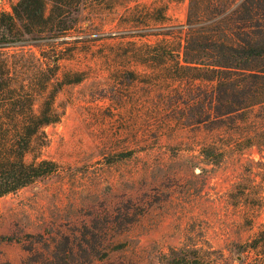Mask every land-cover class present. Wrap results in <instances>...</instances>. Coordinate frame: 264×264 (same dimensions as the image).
<instances>
[{"label":"rangeland","instance_id":"374dc122","mask_svg":"<svg viewBox=\"0 0 264 264\" xmlns=\"http://www.w3.org/2000/svg\"><path fill=\"white\" fill-rule=\"evenodd\" d=\"M16 1L0 0V11ZM163 1L184 31L190 0ZM155 2L83 0L78 30L50 39L67 48L86 40L64 61L86 77L58 92L62 117L45 127L42 155L59 169L0 196V264H162L163 252L184 243L242 264L237 246L264 227V103L188 124L189 85L159 79L170 68L137 64L128 52L135 34L157 29L131 21V9ZM10 36L0 29V46L10 44L0 60L20 51L30 63L47 42ZM250 259L264 264L255 252Z\"/></svg>","mask_w":264,"mask_h":264},{"label":"trees","instance_id":"16d2710c","mask_svg":"<svg viewBox=\"0 0 264 264\" xmlns=\"http://www.w3.org/2000/svg\"><path fill=\"white\" fill-rule=\"evenodd\" d=\"M82 3L83 0H17L11 11H0V29L11 35L8 43L19 40L24 33H36L47 40L38 53H28L30 63L21 61L25 53L20 51L1 52L0 196L59 169L56 160L42 155L48 141L45 127L62 117L56 104L58 92L67 83L86 77L80 68L64 69V61L81 52L86 40L76 38L67 48L62 46L64 40L50 39L78 30L75 11ZM129 14L131 21L154 23L157 27L150 34H135L138 39L129 40L133 48L128 52L133 53L136 63L170 68L172 73L159 79L189 85L185 103L191 111V122L186 123L206 124L223 113H242L264 103V0H190L184 31L170 23L163 0H156L148 9H131ZM10 57L15 60L10 62ZM206 149L210 148L204 150L208 157L221 160V152L210 154ZM237 247L245 254L242 264L253 263V252L263 259L264 227ZM161 261L229 264L223 253L211 245L190 243L171 246L163 252Z\"/></svg>","mask_w":264,"mask_h":264}]
</instances>
